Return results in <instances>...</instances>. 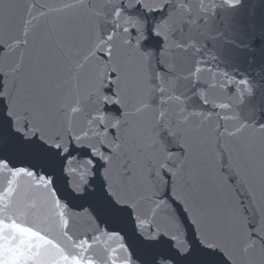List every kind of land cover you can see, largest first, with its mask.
<instances>
[{"label":"snow or ice","instance_id":"6c2138e0","mask_svg":"<svg viewBox=\"0 0 264 264\" xmlns=\"http://www.w3.org/2000/svg\"><path fill=\"white\" fill-rule=\"evenodd\" d=\"M239 4L0 0V34L17 22L23 32L0 38V264H95L89 241L65 232L69 207L119 226L112 235L127 247L112 264H238V242L264 264V219L249 218L264 214V127L257 134L240 113L250 82L185 70L216 62L219 42L240 46L216 18ZM150 37L159 51L145 50ZM257 223L253 238L245 225Z\"/></svg>","mask_w":264,"mask_h":264}]
</instances>
